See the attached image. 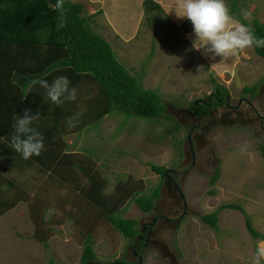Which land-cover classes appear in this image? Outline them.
<instances>
[{
	"label": "rangeland",
	"instance_id": "rangeland-1",
	"mask_svg": "<svg viewBox=\"0 0 264 264\" xmlns=\"http://www.w3.org/2000/svg\"><path fill=\"white\" fill-rule=\"evenodd\" d=\"M71 1L85 6L84 14L92 19L93 29L111 42L118 60L130 68L142 86L158 92L165 111L151 119L107 114L90 129L73 130L63 125V147L69 163L56 166L54 173L39 171L33 165L19 172L25 184L20 195L25 200L0 216V264H84L81 258L87 244H92L97 255L93 264L130 258L127 237L105 214L99 216L96 203L82 199L93 179L77 165L92 169L97 180L101 175L108 202L125 195L116 208L118 216L142 217L143 211L132 196L149 194L158 186L161 175L152 165H180V147L183 151L184 145L178 140L192 125L186 114H178L180 107L216 91L220 84L236 99L244 94V88L255 93L264 83V58L255 48L228 60H213L202 51L190 50L194 39L190 21L177 19L173 12L168 15L172 9L160 0L164 12L152 4L144 6V0H118L115 4L108 0L111 5H103L101 0ZM233 2L239 6L237 11L252 13L250 24L254 19L264 22V0ZM128 14L133 18L139 14L140 21L126 41L113 29L131 34L134 21ZM87 88L97 92L91 85ZM194 133L203 143L195 151L196 165L188 166L190 170L182 177L189 213L169 227L163 240L159 239L175 254L174 264H251L257 242L264 240L253 237L246 227L248 216L252 226L264 235V125L219 123ZM57 167L64 176L57 174ZM217 172L216 183H210ZM1 177L4 183L14 179L15 170ZM2 191L0 187V200ZM231 203L241 205L245 213L229 208ZM218 209L216 227L203 221L205 214ZM42 216L46 225L39 224ZM49 229L53 235L48 236L46 245L39 237ZM140 253L143 264H172L165 249L157 245Z\"/></svg>",
	"mask_w": 264,
	"mask_h": 264
},
{
	"label": "trees",
	"instance_id": "trees-1",
	"mask_svg": "<svg viewBox=\"0 0 264 264\" xmlns=\"http://www.w3.org/2000/svg\"><path fill=\"white\" fill-rule=\"evenodd\" d=\"M225 2L234 19L249 24V21L243 19L242 13L236 10L239 6L233 0ZM55 3L56 0H0V50L18 51V56L13 59L19 66L16 75L24 77L17 85L0 89V187L4 188L0 200V216L25 200V197L20 195L21 185L25 184L18 177L19 172L33 165L39 171L48 170L54 173L56 166L69 163L66 160L67 150L63 147V144H66L63 139L65 132L63 125L68 124L69 118L78 117L73 130H80L98 126L107 114L123 113L127 117L149 118L161 116L165 110L158 92L142 86L131 70L118 60L110 42L93 29L90 23L92 19L84 14L85 6L81 2L66 0L65 26L62 28H57L60 12L49 6H54ZM147 3L148 6L152 4L154 8L164 12L160 3L154 0L143 1L144 6ZM153 18L157 16L154 14ZM250 25L256 36L264 38V22L254 19ZM254 48L264 58V48ZM1 60L6 59L2 56ZM47 60L52 63L46 64ZM26 63L31 65L27 73L24 68ZM57 65H60L59 73L53 70ZM83 73H88V76L82 75ZM58 75L67 76L69 80H76L79 77L88 80L91 78V86L95 87L97 92L87 89L86 93L83 91L77 93L75 101H66L61 106L45 101L43 98L45 90L32 81L39 78L49 81ZM212 80L214 81L213 78ZM29 82L31 87L28 89ZM245 90L251 91L249 88ZM23 101L26 102V109L33 114L39 112L40 119L34 122L33 127L41 132L45 144L41 155L28 160H24L19 153H15L9 147L14 118L23 115L20 107ZM56 124L59 127L54 128ZM261 147L264 153V144ZM77 166L79 171L89 174L91 180L93 179L91 186L83 191L82 199L96 203L100 209L99 216L105 214L119 232L133 239L138 232L137 220L120 217L115 213L118 204L123 203L125 195L108 202L103 193L106 183H102L101 175L98 174L97 180L96 175L92 176V169L83 165ZM58 167L57 174L64 176ZM153 167L162 172L165 169L164 166ZM13 169L15 178L4 183L1 174L11 172ZM218 177L217 172L212 176L210 183L215 184ZM125 190L129 194L130 187ZM6 192L9 194L8 197L4 196ZM158 192L157 189L151 194L134 196V201L142 210L150 211ZM229 208L239 209L245 213L241 205L231 203ZM218 211L219 209L205 214L203 221L216 227ZM42 218L39 224L46 225L47 219L43 216ZM250 220V217L246 216V227L252 236L264 239V235L252 226ZM52 235V230L49 229L46 234L39 237V240L48 245V236ZM96 259L92 244H87L82 260L85 263Z\"/></svg>",
	"mask_w": 264,
	"mask_h": 264
},
{
	"label": "clouds",
	"instance_id": "clouds-1",
	"mask_svg": "<svg viewBox=\"0 0 264 264\" xmlns=\"http://www.w3.org/2000/svg\"><path fill=\"white\" fill-rule=\"evenodd\" d=\"M155 2L159 3V0H155ZM65 3L66 0H56L54 6L49 5L53 8L54 11L60 12V19L57 24V28H62L65 26ZM173 11L175 12V16L177 19L186 18L192 25L194 39L192 40V48L190 50L202 51L205 56H208L213 60H215L217 57H219L220 60L232 59L236 57L238 53L252 47L264 48V38L255 35V32L252 29L250 23L246 25L244 23L236 21L232 16L225 0H175L173 9L168 15H170ZM242 16L244 20L250 21L252 13L245 10L243 11ZM113 31L117 32L115 29H113ZM118 35L120 36V38H122L120 34ZM48 62L50 61L47 60L46 64H48ZM59 69L60 65H57L53 70H57V72L59 73ZM82 75H85L87 77L88 73H83ZM82 80V89H78L75 86L77 79L69 80L67 76L63 75H60V77H57L51 83H49V81L44 78L35 79L32 81V83L39 85L45 90L43 97L45 101H50L52 104L61 106L66 101H75L77 92H87V85H91L92 83L90 81L91 78H89L88 80V78L83 77ZM240 86L243 87V85ZM217 87L219 88V85H217ZM163 112L161 116H163ZM39 119V112L33 114L29 109H25L23 116H17L14 118L13 133L11 134L9 147L13 149L15 153H19L24 160H28L33 156L41 155L42 151L45 149L43 135L40 131L33 127L34 122L38 121ZM76 119H78V117L69 118V127H75ZM146 119H151V117ZM197 137L198 136H196L195 133L192 134L190 130L189 133L184 130L183 137L179 138L178 144L184 145L183 151L180 147V153L181 156L183 155L184 157V163L188 162L186 161V154L188 153V151L191 152L190 159H196V148H199V146H201V144L203 143L202 140H197ZM183 140L184 143L182 142ZM190 146H193V150L190 148ZM244 148H246V146H243L242 150H244ZM153 166L157 168L164 166L165 169L163 170V172L162 170L157 171ZM152 169H154L161 175L160 183L162 184V186L165 187V185H167L165 183L166 179H172L170 185H167L166 187L177 188L180 192V198L182 197L181 193L183 194L184 192L183 190H181L179 182L174 179L171 172H186L189 169L186 170L187 168H185L182 171H178V169H172L166 167L165 165L155 164L152 165ZM166 171H168V173L165 175ZM173 184L174 186H172ZM157 189L159 190V187L154 188L149 192V194ZM139 195L142 194H134V196ZM157 195H159V192ZM134 196H132L133 200ZM185 212L182 214L184 215L183 219L187 216V213ZM81 261L82 263H84L82 258ZM93 261L95 260L86 261L84 264H93ZM113 262L115 261H112L111 263ZM53 264H55V262H53ZM251 264H264V240H259L257 242L256 251L251 259Z\"/></svg>",
	"mask_w": 264,
	"mask_h": 264
},
{
	"label": "flooded vegetation",
	"instance_id": "flooded-vegetation-1",
	"mask_svg": "<svg viewBox=\"0 0 264 264\" xmlns=\"http://www.w3.org/2000/svg\"><path fill=\"white\" fill-rule=\"evenodd\" d=\"M222 90V91H221ZM249 95H245V94ZM251 94V95H250ZM264 83L260 87L257 86V91L251 93L244 88V94L240 95L236 99H232L230 91L225 87L219 85L216 91L205 93L203 96L195 97L193 102L188 107H183L178 110V114H186L191 120L190 132L193 134L199 130H209L216 124L223 125H235V124H248L254 123L264 125ZM260 97H262V100ZM202 136V135H201ZM204 136V135H203ZM197 140H202L201 137H197ZM184 157L180 160V165L172 169H178L182 171L188 166L194 167L196 165V159H190L184 163ZM193 163V164H192ZM189 169V170H190ZM188 170V171H189ZM171 172L176 181L179 182L181 190L185 195V189L183 188L182 177L186 176L188 172ZM164 179V177H163ZM165 185V184H164ZM167 185L162 186L159 182V195L155 197V204L150 211H143L142 217L135 218L137 220L138 232L133 239H128V253L131 257H121L116 264H143L144 256L140 253L142 249H146L155 244V240L163 242L165 232L169 230L171 225L183 221V217L178 222H172L167 218L175 219L185 213L189 212V202L186 198H180V192L177 188H169ZM174 186V184L172 185ZM156 188V187H155ZM187 204V205H186ZM161 238V239H159ZM166 253H168L169 259L172 261L174 257L171 254L170 249L165 247ZM117 262L116 260H114ZM140 261H142L140 263ZM112 261H110L111 263Z\"/></svg>",
	"mask_w": 264,
	"mask_h": 264
},
{
	"label": "crops",
	"instance_id": "crops-1",
	"mask_svg": "<svg viewBox=\"0 0 264 264\" xmlns=\"http://www.w3.org/2000/svg\"><path fill=\"white\" fill-rule=\"evenodd\" d=\"M113 1V4H115L116 3V1H118V0H112ZM164 2L165 4L167 3L168 5H169V7H170V9H173V6H174V4H175V0H160V2ZM101 2H102V4L103 5H106V4H110L109 2H108V0H105V2L104 1H102L101 0ZM111 5V4H110ZM163 7V6H162ZM164 8V7H163ZM167 12V11H166ZM173 13L175 14V12L173 11ZM168 14H169V11H168ZM135 15V14H134ZM139 14H137V16L136 17H132L131 15L129 16V14H128V17H130V18H133V21H134V26H133V32L131 33V34H128V35H123V34H121V32H120V30L116 27V28H114L119 34H121V37L123 38V39H125L126 41H129L128 39H130L133 35H134V33H135V30H136V28H137V26H138V24H139ZM171 16V15H170ZM236 20V19H235ZM236 21H238V20H236ZM240 22V21H239ZM114 23H115V21H114ZM139 27V26H138ZM47 49H48V46L46 45L45 46ZM17 54V55H16ZM30 55V54H29ZM45 55V54H44ZM238 55V57H240V55H242V53H238L237 54ZM5 57V59L6 60H1V57ZM17 57L18 56V51H6V50H0V89H4L5 87H7V86H14V85H17L18 84V82H21V81H23L24 80V77L23 76H17L16 75V72H17V69L19 68V66H18V63H16V62H14L13 61V59H14V57ZM29 56H27V58H28ZM26 58V59H27ZM235 58H237V57H235ZM27 60H29V58L27 59ZM25 70H26V73H27V71H28V69H30L31 68V65L30 64H28V63H26L25 64ZM2 74H4V75H2ZM57 77H60V75H58V76H56L55 78H53L52 80H49V83H51L54 79H56ZM75 86L78 88V89H82V87H83V80H82V78H77V82H76V84H75ZM31 87V82H29V85H28V89ZM77 93H79V92H77ZM26 102L25 101H23L21 104H20V107H21V109H22V112H23V115H24V112H25V109H26ZM22 115V116H23ZM62 125H63V123H62ZM56 127H59L58 126V124H56V126L54 127V128H56Z\"/></svg>",
	"mask_w": 264,
	"mask_h": 264
},
{
	"label": "water",
	"instance_id": "water-1",
	"mask_svg": "<svg viewBox=\"0 0 264 264\" xmlns=\"http://www.w3.org/2000/svg\"><path fill=\"white\" fill-rule=\"evenodd\" d=\"M190 148L193 150V146H190ZM190 158H191V152H189L188 151V153L186 154V161H189L190 160ZM188 168L189 167H187V169L186 170H188ZM168 173V171H166L165 172V175ZM171 180L172 179H166V181H165V183L169 186L170 185V182H171ZM181 196H182V198H184V195L181 193ZM184 215H181V216H179V217H177V218H175V219H170V218H167V220H170V221H172V222H178L182 217H183ZM155 242V244H161L160 246H162L164 249H165V243H163V242H158V241H154ZM142 261H140V263H141ZM116 263H121V262H119V261H117V262H113V263H110V264H116Z\"/></svg>",
	"mask_w": 264,
	"mask_h": 264
}]
</instances>
